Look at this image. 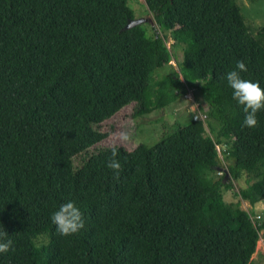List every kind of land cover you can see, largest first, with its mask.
<instances>
[{"label":"trees","instance_id":"obj_1","mask_svg":"<svg viewBox=\"0 0 264 264\" xmlns=\"http://www.w3.org/2000/svg\"><path fill=\"white\" fill-rule=\"evenodd\" d=\"M145 4L153 24L124 29L129 0H0V230L14 247L0 264H252L264 238L253 207L264 202V109L246 127L226 74L243 60L242 78L264 88V24L253 34L236 0ZM177 46V69L156 77ZM188 89L203 118L152 144L97 146L124 106L148 114ZM243 174L250 209L222 193ZM69 201L84 228L63 236L51 214Z\"/></svg>","mask_w":264,"mask_h":264},{"label":"rangeland","instance_id":"obj_2","mask_svg":"<svg viewBox=\"0 0 264 264\" xmlns=\"http://www.w3.org/2000/svg\"><path fill=\"white\" fill-rule=\"evenodd\" d=\"M236 1L241 7V13L243 14L245 24L250 27L253 34H256V31L264 24V0ZM129 4L134 10L135 18H153L152 14L147 10L145 0H129ZM171 52L174 53L173 57L170 60L164 61L163 66L155 75L156 77L160 76L171 67L177 69L178 61H180L182 55V48L177 46L172 48ZM133 107L134 103L124 106L101 124L100 129L107 132L108 135L97 144L98 147L116 144L123 145L127 149H132L140 142L152 144L158 139V136L166 127H170L175 122L185 123L190 120L194 113L199 118H203V111L206 109V103L197 90L188 89L185 94L181 95L177 100L165 108L153 110L148 114L133 116ZM122 135H126L128 139H122ZM219 157H222V150H219ZM219 160L220 165H222V159L219 158ZM78 162L79 159L76 158L75 163ZM220 170L221 172L223 171V169ZM232 182V189L222 190L225 201L230 205L232 202L239 199L243 209H250L249 202L242 199L241 196L237 194L240 188L246 186L245 175L243 174L240 178ZM257 211L261 218L264 217V202L257 208ZM255 249V254L252 256V264H264L263 237L259 238Z\"/></svg>","mask_w":264,"mask_h":264},{"label":"clouds","instance_id":"obj_3","mask_svg":"<svg viewBox=\"0 0 264 264\" xmlns=\"http://www.w3.org/2000/svg\"><path fill=\"white\" fill-rule=\"evenodd\" d=\"M248 69L243 60L236 61L235 68L226 74L228 86L233 90V99L242 106L245 114L244 124L246 127L255 128L259 126L257 113L264 109V88L259 82H254L242 78L241 73ZM122 139L127 140L126 135ZM112 159L107 163V167L113 170L118 178L122 165L115 157L118 155L116 148L111 149ZM51 221L56 226L60 235L70 236L78 233L84 228L83 215L74 202H66L51 214ZM7 231L0 230V253L14 251L13 241L8 239Z\"/></svg>","mask_w":264,"mask_h":264},{"label":"water","instance_id":"obj_4","mask_svg":"<svg viewBox=\"0 0 264 264\" xmlns=\"http://www.w3.org/2000/svg\"><path fill=\"white\" fill-rule=\"evenodd\" d=\"M146 21H148V22H150L151 24H153V20H152V18H150V17H146V18H144V17H138V18H132V19H129V20L127 21V23L125 24L124 29H128V28H130L131 26H134V25H136V24H139V23H142V22H146ZM194 118L197 119L198 116L196 115Z\"/></svg>","mask_w":264,"mask_h":264},{"label":"crops","instance_id":"obj_5","mask_svg":"<svg viewBox=\"0 0 264 264\" xmlns=\"http://www.w3.org/2000/svg\"><path fill=\"white\" fill-rule=\"evenodd\" d=\"M260 205H262V201H258V202H256V203H254L253 207H254V209L257 211V208H259ZM245 209H246V208H245ZM256 213H258V211H257Z\"/></svg>","mask_w":264,"mask_h":264}]
</instances>
